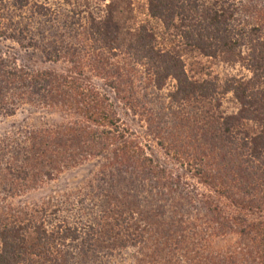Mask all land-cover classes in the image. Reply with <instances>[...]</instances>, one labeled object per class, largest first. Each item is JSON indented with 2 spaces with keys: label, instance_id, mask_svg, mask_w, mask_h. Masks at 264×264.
Here are the masks:
<instances>
[{
  "label": "trees",
  "instance_id": "1",
  "mask_svg": "<svg viewBox=\"0 0 264 264\" xmlns=\"http://www.w3.org/2000/svg\"><path fill=\"white\" fill-rule=\"evenodd\" d=\"M124 4L111 2L104 11L89 12L86 29L95 51L123 54L151 78L153 88H141V98L137 90H130L123 98L127 102L124 117L134 118L155 102L158 112L162 108L170 112L165 115L170 125L175 123L174 108H189L191 104L207 108L204 114L210 116L200 120L202 126L198 125L193 137L202 149L195 156L198 166L190 170L208 187H223V195L236 206L254 211L255 205H264L257 204L264 200L257 201L249 189L264 180V0H149L148 17L159 22L164 36L175 43L168 48L160 44L165 37L147 26L133 27ZM38 9L44 10L42 6ZM189 54L224 67L243 64L250 77L221 79L205 69L204 79L195 78L184 61ZM60 86L47 72H26L0 57V118L13 117L19 105L44 99ZM92 108L85 112L90 132L83 129V133L70 134L62 129L64 134L53 139L33 134L31 149L2 144L8 158L29 165L25 172L39 169L49 180L53 170L70 166L58 159L69 147L72 154L74 150L80 153L81 162L109 152L114 160L112 172L102 174L92 184L84 195L86 200L72 204L64 201L63 206L41 211L37 218L24 213L20 222L0 227V264H34V257L52 264H155L147 262L140 250L130 254L129 249L147 242L149 210L172 195L169 192L174 191L179 178L169 177L161 184L166 170L156 174L152 160L144 151L139 153L132 126L123 121L114 103L106 107L100 102L97 115L90 112ZM185 124L192 136L190 122ZM207 165L217 167L210 170ZM28 175L21 179L26 181ZM190 191L199 198L197 190ZM184 199L191 206L192 197L186 195ZM73 209L80 217L76 222L70 221H74ZM141 221L145 228L133 231L132 226H139ZM259 234L264 245V230Z\"/></svg>",
  "mask_w": 264,
  "mask_h": 264
},
{
  "label": "rangeland",
  "instance_id": "2",
  "mask_svg": "<svg viewBox=\"0 0 264 264\" xmlns=\"http://www.w3.org/2000/svg\"><path fill=\"white\" fill-rule=\"evenodd\" d=\"M120 1L125 2L133 27L147 26L159 37H165L160 39L162 46L168 48L175 44L164 36L161 24L148 17L149 0L104 3L99 0H5L0 3V57L26 72H47L61 85L60 90L55 89L44 99L19 105L13 117L0 118V227L20 222L24 213L37 218L41 211L63 206L64 201L72 204L86 200L84 195L92 184L102 174L112 172L114 160V154L109 152L81 162L80 153L74 150L72 154L69 147L58 159L70 166L60 167L58 172L53 170L49 180L39 169L34 173L25 172L29 165L8 158L2 144L31 149L33 134L53 139L64 134L62 129L71 131L70 134L83 133V129L90 132L87 108L93 107L90 112L97 115L100 102L106 107L114 103L123 121L132 126L139 153L144 151L152 160L156 174L166 170L161 175V184L169 177L179 178L174 191L169 192L172 195L167 194L149 210L150 220L146 222L149 239L138 248H130L129 253L140 250L146 261L155 264H264V245L260 244L259 234L264 230V205H255L254 211L236 206L223 195V187L219 184L208 187L192 171L198 166L195 156L202 151L193 137L198 125L202 126L200 120L210 116L204 114L207 108L201 109L200 104L174 108L171 111L174 125L166 124L165 115L170 112L163 108L158 112L155 102L149 109L138 111L134 118L124 117L127 102L123 98L130 90H137L141 98V88H153L151 78L145 69L133 65L123 54L114 56L95 51L86 35L89 12L104 11L106 5ZM38 6L46 11L38 12ZM184 61L195 78L204 79L205 69L221 79L250 77L243 64L224 67L217 61L192 54ZM110 88H116L118 94ZM118 97L122 99L116 100ZM186 121L193 128L192 136L188 127H184ZM206 162L210 163L207 159ZM207 167L212 170L217 166ZM26 173L29 175L25 181L21 178ZM230 185L236 186L233 182ZM190 189L197 190L199 198L193 197ZM249 189L257 201L264 200V180L251 184ZM235 191L238 193L237 188ZM186 195L192 197L191 206L184 199ZM76 212L73 209L71 222L80 219ZM144 228L142 221L139 226H132L137 232ZM136 255L140 257L139 252ZM33 259L34 264H52L42 263L37 257Z\"/></svg>",
  "mask_w": 264,
  "mask_h": 264
}]
</instances>
